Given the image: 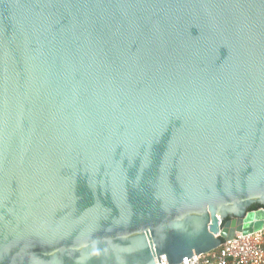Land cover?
Wrapping results in <instances>:
<instances>
[{
    "label": "water",
    "instance_id": "1",
    "mask_svg": "<svg viewBox=\"0 0 264 264\" xmlns=\"http://www.w3.org/2000/svg\"><path fill=\"white\" fill-rule=\"evenodd\" d=\"M259 230L264 0H0V264H177Z\"/></svg>",
    "mask_w": 264,
    "mask_h": 264
},
{
    "label": "built area",
    "instance_id": "2",
    "mask_svg": "<svg viewBox=\"0 0 264 264\" xmlns=\"http://www.w3.org/2000/svg\"><path fill=\"white\" fill-rule=\"evenodd\" d=\"M177 264H264V230L247 234L237 232L219 248Z\"/></svg>",
    "mask_w": 264,
    "mask_h": 264
},
{
    "label": "trees",
    "instance_id": "3",
    "mask_svg": "<svg viewBox=\"0 0 264 264\" xmlns=\"http://www.w3.org/2000/svg\"><path fill=\"white\" fill-rule=\"evenodd\" d=\"M258 207H260L259 204H254V205H252V206L250 207V209H255V208H258Z\"/></svg>",
    "mask_w": 264,
    "mask_h": 264
},
{
    "label": "flooded vegetation",
    "instance_id": "4",
    "mask_svg": "<svg viewBox=\"0 0 264 264\" xmlns=\"http://www.w3.org/2000/svg\"><path fill=\"white\" fill-rule=\"evenodd\" d=\"M260 205V204H259ZM263 206L262 205H260V207H258V208H255V209H251V210H257V209H259V208H262Z\"/></svg>",
    "mask_w": 264,
    "mask_h": 264
}]
</instances>
